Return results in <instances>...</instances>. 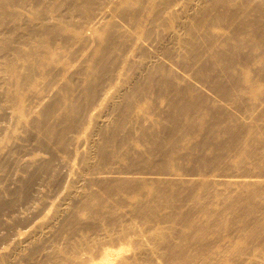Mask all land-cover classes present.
<instances>
[{"label": "rangeland", "instance_id": "rangeland-1", "mask_svg": "<svg viewBox=\"0 0 264 264\" xmlns=\"http://www.w3.org/2000/svg\"><path fill=\"white\" fill-rule=\"evenodd\" d=\"M52 1L53 6L58 4V0H50L44 6L49 9ZM105 1L109 0H90L85 5L77 6L71 1L60 5L52 14L70 16L67 27L48 32L46 42H41L39 35L33 32L27 34L25 31L22 35L19 31L20 36L12 30L6 34L7 43H0V264H44L49 253L54 252L64 241L79 243L78 252L86 253L88 257L99 254L100 249L110 248L114 242L121 246L130 244L133 249L126 257L130 260L134 258L128 256L131 254H142L144 250L161 253L170 249L169 245L177 247L182 243L184 223H181L182 220L176 221V215L175 227H178L164 229L167 230L168 239L166 236L164 238L168 241L153 250L157 227L131 223L133 220L141 221L142 218L129 211L114 215L100 212L95 207L97 200H105L109 206L115 207L118 199L128 200L134 192L106 189L102 182L90 178L101 170L115 172L112 178L114 187L119 184V179L129 182V179L135 177H146L144 174L150 170L160 171L163 174L157 178H147L148 183L136 186H163L156 195L171 199L184 198L185 210L191 209L189 203H193L196 191L190 192L188 184L192 182L189 179L210 176L222 180V174L225 177L237 174L234 166L224 160L222 154L227 149L225 146L231 145L222 141V131L218 136L214 135V117L180 118L177 122L179 125L174 126L164 109L160 108L165 106L158 104L164 102L168 106V102L175 98L173 89L166 97L156 93L147 98L149 86L160 88L163 85L161 82L151 85L146 77L139 78L135 75L134 65H127L123 73L116 67L115 72L104 81H90V89L83 90L81 85L75 86L77 89L72 98L73 108L80 119L74 120V128L69 127V115L61 110L63 89L66 87L62 80L63 70L54 73L32 68L27 58L32 50L37 49L48 60L60 62V67L65 64L77 65V74L73 78L83 76L89 71L90 62L87 57L95 47L93 49V44L89 47L91 51H84L88 47L73 39L68 28H87L89 20ZM131 1L137 4V0ZM169 1H175L176 31L179 34L177 40L183 42L189 55L196 51L201 53L199 66L209 60L214 51L222 49L219 55L222 59L221 68L229 64L232 67L231 71L225 67L224 71L212 73L219 82H215L209 75L199 76L196 67L189 69L197 94L210 101L218 100V103L222 99L230 101L236 96L232 90H236L237 94L245 87L242 68L246 65L258 71L263 67V63L258 61L260 51L251 47L250 41L241 43L239 50L223 46L240 23V19L234 23L235 18H231V14L239 8V13L248 12L260 0H221L220 3L197 0L195 4L188 0ZM4 2L0 0V6ZM153 4L150 0L146 2L147 6ZM42 5L43 0H36L30 8L38 9ZM46 8L39 18L50 24L45 20L51 17ZM209 13L220 19L222 13L226 15L222 29L218 30L215 18L206 17ZM9 23L14 24V20L10 19ZM118 25L128 31L130 38L139 35V29L133 23L123 20ZM258 25H264L262 16ZM2 26L3 30L7 29V21ZM160 30L163 31V28L154 29L153 32L158 34ZM61 31L65 33L58 34ZM81 58L84 62H80ZM122 59L120 56L118 65ZM12 67L20 70L22 76L23 83L18 87L10 74ZM28 70L33 76L31 79L25 78ZM230 73L236 74L235 77ZM223 87L230 91L227 92ZM15 93L23 96L21 110ZM110 94L113 97L106 99V95ZM237 98L244 103L250 100L247 95H239ZM139 99L145 111L135 103ZM115 102H118V106L112 107ZM152 112L155 115H150ZM161 112L163 114L158 116ZM104 113H108L110 119L106 126L99 127L92 117L98 118ZM41 114L47 119L49 127H59L64 129V133L59 131L48 134L36 129L34 123ZM156 119L162 121L163 129L153 133L156 127L151 122ZM218 121L222 125V118ZM239 167L247 169L250 165ZM218 191L222 193V185L218 186ZM142 194L145 196L146 192ZM86 204H93V209H84ZM115 220H121L128 228H122ZM68 224H74V231L67 229ZM232 229L227 228L228 231ZM24 237L29 238V246L20 251L22 247L17 248L16 245ZM198 245L195 239L190 241L187 251H211L210 247L202 249ZM76 250L68 248L66 251L72 256L57 258L56 264L71 259ZM74 259L77 261L79 256L74 255ZM133 260L142 261L140 257Z\"/></svg>", "mask_w": 264, "mask_h": 264}, {"label": "bare ground", "instance_id": "bare-ground-1", "mask_svg": "<svg viewBox=\"0 0 264 264\" xmlns=\"http://www.w3.org/2000/svg\"><path fill=\"white\" fill-rule=\"evenodd\" d=\"M33 1L36 0H5L0 6L1 44L7 43L6 34L12 30L20 36L25 31L27 34L29 31L33 32L39 35L41 42H46V36L49 37L48 32L56 29L64 30L67 27V20L70 16L52 14L60 5L71 1L76 6L85 5L90 0H58L56 6H53L52 1L49 9L44 5L50 0H43L42 7L38 9L30 8ZM150 1L154 3L151 6L146 5L148 0H137L136 5L131 0L105 1L89 20L87 28H68L71 30L73 39L79 40L88 47L84 51H91L89 47L93 44V49L95 47L87 57L90 62L89 71H86L83 76L73 78L77 74V65L65 64L60 67V62L48 60V57L38 53L37 49L32 50L27 58L29 67L54 73L63 70L62 80L66 83V87L63 89L61 110L69 115V127L74 128V120L80 119L73 108L72 98L77 89L75 86L81 85L83 90L90 89V81H104L115 72L116 67H119L120 73H123L127 65H134L135 75L139 78L146 77L151 85L159 82L163 85L160 88L149 86L147 98L156 93L166 97L173 89L175 98L168 102V106L164 102H158V104L165 106L160 108L164 109L174 126L179 125L177 122L180 118L211 119L214 117V135L218 136L222 131V141L231 145L225 146L227 149L222 154L224 160L234 166L237 174L226 177L222 174V180L210 176L189 179L192 182L188 184L190 192L196 191L193 203H189L191 209L185 210L184 198L172 197L171 199L156 195L163 186L156 184L136 186L140 183H148L147 178H157L158 175L163 174L160 171L150 170L148 174H144L146 177H135L129 179V182L119 179L117 187L112 185L115 172L109 169L96 172L90 178L102 182L106 189L134 190L130 199H118L115 207L109 206V202L105 200H97L95 207L100 212L114 215L121 211H129L134 216L142 218L141 221L133 220L131 223L157 227L153 250H157L159 244L168 241L164 238L166 236L168 239L167 230L164 229H175L178 227H175L176 221L182 220L183 231H185L184 236L181 237L182 243L177 247L169 245L170 249L161 253L144 250L142 254L128 255L133 256V259L140 257L142 259L140 261L126 259L127 254L133 249L130 244L121 246L114 242L110 248L100 249L99 254L88 257L85 256L86 253L78 252L79 243L64 241L54 252L49 253L44 264H56L57 258L66 259L72 256L67 253L68 248L77 250L73 257L63 264H73V262H79L78 264H264V25H258L259 18L261 16L264 18V0H260V3L254 5L248 12L239 13V8L231 14V18H235L234 23L238 19L240 23L223 43L225 47L239 50L241 43L250 41L249 45L260 51L258 61L263 63V67L254 71L245 65L241 70L245 87L237 94L236 90H232L236 96L230 101L222 99L219 103L218 100L210 101L203 98L201 94H197V88L192 82L193 77L188 72L192 67H196L199 76L209 75L215 82H219L212 76L213 72L224 71L225 67L232 70L230 64L221 68L222 59L219 55L222 54V49L214 51L209 60L203 61V64L199 66L202 61L201 53L196 51L189 55L183 42L177 40L179 34L176 31L175 1ZM188 1L190 3L194 1L195 4L197 0ZM213 1L221 2V0ZM44 8L51 16L45 19L50 24L44 23L39 18L44 13ZM206 17L215 18L214 23L219 30L222 29V21L226 15L222 13V19H220L219 16L213 17V14L209 13ZM10 19L14 20V24L9 23ZM123 20L138 27L137 37L130 38L128 31L119 27L118 23ZM5 21L8 25L6 31L2 28ZM160 27L163 31L160 30L158 34H155L153 30ZM65 32L61 31L58 34ZM120 56L123 59L118 65ZM50 63L53 64L49 67ZM10 74L17 87L23 83L20 70L12 67ZM229 75L235 77L236 74L230 73ZM32 77L28 70L25 78L31 79ZM227 90V92L230 91V89ZM113 94L106 95V99H111ZM239 95L250 96V100L244 103L237 98ZM15 96L19 103V110H21L23 96L20 93H15ZM140 102L141 99L135 101L140 108H143ZM117 106L118 102L112 104V107ZM144 109L141 110L145 111ZM162 114L161 112L158 116ZM150 115H155V113L152 112ZM37 118L34 123L36 129L46 131L48 134H55L59 131L64 133V129L52 125L49 127L43 114ZM221 118L222 125L218 121ZM109 119L108 113L98 118L92 117L99 127L106 126ZM151 123L156 127L153 133L163 129L162 121L156 119ZM104 144H106L105 141ZM245 164H249L250 167L247 169L239 167ZM199 176L202 175L199 174ZM220 185H222V193L218 191ZM143 191L146 192L145 196L142 194ZM93 207V204H86L84 209L91 211ZM115 223L122 228H128V225L121 220H115ZM229 227L233 229L228 231ZM67 229L74 231V224L70 226L68 224ZM194 239L200 244L198 248L210 247L212 254L204 251L189 253L188 245ZM28 242V237L21 238L16 247H22L19 249L22 251L23 248L29 246ZM65 244L66 246L63 247ZM221 245L222 251H220ZM110 249L113 251H108ZM74 255L79 256L77 261H74Z\"/></svg>", "mask_w": 264, "mask_h": 264}]
</instances>
